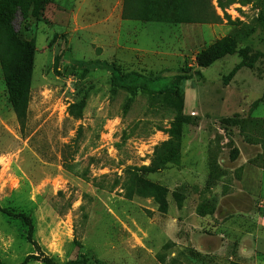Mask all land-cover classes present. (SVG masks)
I'll list each match as a JSON object with an SVG mask.
<instances>
[{"label":"rangeland","instance_id":"obj_1","mask_svg":"<svg viewBox=\"0 0 264 264\" xmlns=\"http://www.w3.org/2000/svg\"><path fill=\"white\" fill-rule=\"evenodd\" d=\"M122 2L39 0L24 21L16 14L36 51L23 117L0 69V264H264L260 253L237 258L211 227L221 200L223 216L264 232V175L258 184L253 171L264 168V0L224 10L213 0L216 20L191 24L125 20ZM223 38L235 51L198 67ZM97 62L159 85L182 70L189 79L178 97L132 98L109 71L86 67ZM173 124L179 163L140 173ZM131 172L165 190V212L127 196Z\"/></svg>","mask_w":264,"mask_h":264},{"label":"trees","instance_id":"obj_2","mask_svg":"<svg viewBox=\"0 0 264 264\" xmlns=\"http://www.w3.org/2000/svg\"><path fill=\"white\" fill-rule=\"evenodd\" d=\"M213 0H123L121 15L125 20L158 23H211L217 15L212 5ZM236 1L248 0H215L216 7L224 10ZM39 0H0V69L3 74L8 102L18 117H23L28 102L30 79L34 65L35 42L33 39H22L13 27L16 14L22 20L27 19L30 10L38 5ZM264 22V15H260ZM235 42L228 38L220 39L202 49L196 56V64L200 68L211 65L214 61L235 51ZM242 65H237L226 77L229 81ZM90 69L102 68L110 73L111 82L129 93L133 98L137 92L150 94L170 93L178 97L182 93V83L189 79L184 73L176 74L168 82L159 85L162 77H148L137 71H123L114 63H93L86 66ZM169 139L162 142L153 152L148 166L142 167L140 173H154L167 164L179 163L181 131L173 124L168 130ZM235 158V156H233ZM126 194L129 197H150L157 204L160 212H165L167 202L165 190L147 182L137 173L128 174L125 183ZM12 215V214H8ZM17 216V215H16ZM43 264H56L49 258L42 260ZM70 264H74L71 262Z\"/></svg>","mask_w":264,"mask_h":264},{"label":"crops","instance_id":"obj_3","mask_svg":"<svg viewBox=\"0 0 264 264\" xmlns=\"http://www.w3.org/2000/svg\"><path fill=\"white\" fill-rule=\"evenodd\" d=\"M253 171L254 173H257L258 184H260L261 177L262 175H264V168H260L259 171ZM246 172L247 170L245 168L244 174H246ZM219 202L220 203L217 205L216 208L215 221H212L211 225L214 237H221L223 236V234H227V236L229 237L228 242L233 248L232 251H234L235 256H237V258L244 259V257H248L251 254L257 255L259 253L264 255V235L259 234L264 232H260L258 228L254 229L249 228V226L247 227L244 222V218H247L246 216H240V214L233 213L223 216L222 212L226 211L228 209V206H226L221 200ZM234 217H242V222L236 220L233 221L232 219ZM257 224L264 227V216L258 217ZM220 242L221 241L219 240V243ZM196 250L199 253H208V251L206 250V248H204L203 245H201L198 249L196 248Z\"/></svg>","mask_w":264,"mask_h":264}]
</instances>
